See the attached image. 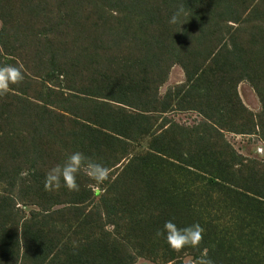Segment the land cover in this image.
Returning a JSON list of instances; mask_svg holds the SVG:
<instances>
[{
  "label": "trees",
  "instance_id": "16d2710c",
  "mask_svg": "<svg viewBox=\"0 0 264 264\" xmlns=\"http://www.w3.org/2000/svg\"><path fill=\"white\" fill-rule=\"evenodd\" d=\"M62 1L69 5V8H74L78 3V0ZM118 1L124 5L120 7L108 2V0H79L80 8L90 6L93 9V11L89 10L91 14H97L98 17L101 13H108V15H102L103 20L101 22L95 21L93 27L80 26L76 34L79 39L80 34L89 41L85 48L91 52L97 42L101 41L99 35H104V41L109 39L107 37L112 36L114 41L120 39L121 42L135 43L138 54H135V51H128L127 57H124L125 61L114 58L112 60L116 65L107 63L109 68H93L92 65L91 68L96 73H89L84 84L79 83V76L75 72L69 76L72 68H76L74 71L81 76L78 67H76L78 62L74 58L71 59V62L70 58L67 59V57L64 61H58L51 55L44 59L45 67L42 66L45 76H40L41 80L52 78L59 80V78L65 77L67 89L80 91L81 95L77 97L76 103L69 101L75 95L65 94L66 102L79 106L76 111L72 110L76 119H80L86 124V126L81 125L83 127L80 126L71 132V136L74 133L79 136L78 148L81 147L79 151L103 163L110 172L120 164L121 159L127 158L125 166L121 169L119 180L122 182L123 178H127L129 184L133 183L139 200L144 196L147 199L154 196L161 197L158 202L162 208V213L155 217L152 216V219L146 218L142 223L138 220L133 228L149 231L150 226L160 223L161 228L164 221L169 219L174 220L180 227L198 222L204 229L203 238L197 246L191 247L195 250L205 249L202 253H204L205 259L212 260L211 264L213 261H223L222 258L224 257V260L229 259L231 262L247 259L248 264H264V172L258 176L257 173L251 171L252 168L250 167V173H244L240 169L244 163L240 162L238 155L229 157L226 146L221 150L216 149V147L221 146L222 142L215 144L214 140H209V136L206 137L208 133L220 132L216 129L215 124L227 126L232 121L231 118L236 117V115L239 121L242 118V116L239 118L240 111H243L247 112V115L240 124L247 126V128L243 127L238 132L252 133L259 130L258 133L264 140V113L261 115L253 114L252 111L248 112L237 92V85L243 78H247L251 82L256 79L259 82L260 77L253 79L255 72L250 75L249 65L257 53V48H260L255 37L260 34V37L263 38L262 31L260 30L258 35H251L247 45L239 36L232 37L230 45L224 42L223 46V37L219 39L221 42H218V45H212L210 42L207 44L205 43L206 35L203 31L207 20V15L204 16L205 9H199L195 5V0H172L171 11L162 10L166 13L165 15H159L158 12L148 15L146 10L145 12L139 11L138 14L144 16L137 19V31L126 34L125 30L128 27L122 26L121 23H123V18L128 20V17H122L121 12L118 15L115 10L130 9V7L127 1ZM204 2L203 0L198 1L197 4L203 5ZM16 3L19 6L18 11L15 10ZM138 3L139 0L136 4ZM26 4L27 0H0V19L8 26V31L0 30V52L7 50L4 55L12 53L16 49L14 45L17 41L15 35L19 30L18 27L13 28L12 26L16 23L21 25L20 21H25L27 15H32V27L27 24L28 34L22 32V35L27 37V40L26 38L23 40V43H27L22 48L25 49L24 52L26 53L30 49H32L33 54L40 52L37 46L38 44L41 45L39 39H45L46 36L33 27L36 18L43 17L36 6L32 5L33 7L30 6L28 9ZM205 5L206 2L204 7ZM111 8L115 9L113 10L114 13L108 12V10H112ZM254 10L257 11V9ZM177 12H179L177 22L170 23L171 17ZM21 16L23 17L22 20L20 19ZM254 16L264 21L262 13L256 12ZM208 18L211 17L208 16ZM156 19L158 21L154 23ZM233 19L239 23L240 16L236 15ZM59 21H64V19ZM79 21L80 19L77 18L75 22ZM196 29H199L200 32L194 34ZM84 30L88 33L85 34ZM237 31L239 30L234 33ZM3 35H8L11 40H5ZM235 37L239 41H234L233 38ZM261 47L264 48V45ZM76 50L71 51L77 54ZM89 58L91 57L85 58L81 63L83 67L86 66V60ZM5 60L8 61V59ZM176 63H180L184 69L186 82L181 83L174 91L178 97L175 101H180L178 106L182 109L202 112L207 122L203 121L192 129H184L179 125L172 124L166 129L167 132L166 130L159 132L153 137L150 142L151 151L141 155L133 154L129 149V143L133 141L126 137L130 135L134 137V127L129 134L128 124L135 121L137 125L140 124L139 126H141L140 132L151 133V118L146 112L162 113L170 106H174L172 104L173 99L170 98L172 92H167V97L165 96L159 105L157 89L166 80L169 69ZM234 70H240V72L234 73ZM247 72L250 76L246 75ZM253 84L264 106V89L255 82ZM10 90L19 92L20 95L26 94V89L19 87H12ZM7 95L16 96L10 93ZM98 98L101 100L97 101ZM166 98H168L167 101ZM197 98L206 103L211 102V100L216 102L214 105L207 104L208 106L204 109L200 101H194ZM38 102L41 105H46L44 102ZM111 104L118 106V108L109 107ZM126 106L139 110L142 115H128L122 109ZM27 108V105L7 103L0 99V177L6 179L9 185L15 182L17 172L20 173L21 171L18 162L13 157L19 152L26 154L29 150L28 146L20 145L21 136L16 132V130L18 132L26 131L25 124L32 126V123L27 121L31 118L27 114ZM32 113L34 114V111ZM123 115L125 117L122 118ZM256 116L261 119L258 124L255 121ZM136 117H138L137 120H135ZM14 119H17L18 122H14ZM10 124H12L11 132L8 131V134L4 136L6 126ZM58 126L56 125V127ZM40 128H43V123L35 127L36 131ZM199 128H202V133L197 132ZM59 129L61 130L62 127L60 126ZM136 129L139 131L138 127ZM15 138L16 140H14ZM17 140H20V143L17 144ZM192 144L195 147L194 153L191 152L192 147L190 145ZM22 146L23 148H21ZM214 146H216L215 149H213ZM214 151L215 153H212ZM5 157H8L7 161H9L6 165ZM197 157L199 159H196ZM29 159L32 160V157ZM197 160H200L201 164ZM186 166L201 170L208 176L197 173L198 178H206L205 176H207L203 184L196 183L195 177H192V182L186 183L189 186L193 184V190L189 189L184 192L189 196L182 203L181 199L175 198L173 190L169 189L171 176L168 173L174 174L177 169L190 171ZM28 172L31 173L30 170ZM130 174H132L133 181ZM39 177L41 174L38 171L32 175V181L33 179L37 180L34 185L45 187V184H42L44 181L38 180ZM116 181L110 183L107 190L116 189ZM200 194L204 195L203 198H207V205L211 208L209 213L212 217L206 222H202L200 212L193 209L195 202L190 197V195ZM0 200L4 204H8L11 198L0 196ZM120 201V210L124 212L125 209L122 205L125 201L124 199ZM178 203L182 204L179 210L176 209ZM168 204L174 205L173 212H169L171 214L163 211ZM108 206L107 208L112 207V205ZM2 210L5 214L0 213V256L3 261L0 264H27V261L29 264H80L79 261L81 264H105L108 259H112L114 264L132 263L133 256L130 253L126 250H120L115 245L107 246L106 242L102 243V246L96 240L89 242L85 239L84 241L78 239L79 241L76 240L71 243L69 237L66 242L60 243L62 235H58V233L61 230L56 229L55 224L52 223L47 229L45 226L46 216L39 213H35L32 219H24L19 223L23 228L19 238L16 228L18 225H15V229L9 228L11 224L16 223V220L0 203V212ZM111 210L112 208L110 212ZM225 214H236L235 220L237 222L242 220L249 232L245 233L244 226L241 225L243 223H238L240 224L237 225L238 228L233 229L218 227V224L212 221ZM119 217H123V214H119ZM52 220L55 221V219ZM6 225L8 226L5 228ZM156 231L157 229L154 228L150 232ZM232 231H235V236L232 235ZM148 235L149 233L145 236ZM234 241L235 243L240 241V243L233 246ZM160 242L163 250L173 255L174 249L163 237L160 238ZM92 245H95L96 248L93 249ZM219 249L223 250L222 254L216 253ZM18 254H21V260H17ZM98 255L101 257L99 260H97ZM127 259H130L129 263H127ZM8 261L11 262L8 263ZM239 264L244 263L239 262Z\"/></svg>",
  "mask_w": 264,
  "mask_h": 264
},
{
  "label": "rangeland",
  "instance_id": "374dc122",
  "mask_svg": "<svg viewBox=\"0 0 264 264\" xmlns=\"http://www.w3.org/2000/svg\"><path fill=\"white\" fill-rule=\"evenodd\" d=\"M124 1H127L131 10L128 8L122 10L111 8L112 10H108V12L114 13L113 10H115L118 15L121 12L122 17H128L129 21L123 18V23H121L122 26L125 25V27H128L125 30L126 34H130L131 31H137V19L143 18L144 16L139 15V11L145 12L146 10L148 15L150 13L156 14L157 12L159 15H165L166 13L162 12V10L171 11L173 4L172 0H139L138 4H136L138 0ZM198 1L202 0H195V5L199 9H205L204 16L207 15V20L205 22L206 26L203 27V31L206 35L205 43L209 44L210 42L212 45H218V42H221L219 39L223 37V46L224 42L230 45L232 37L239 36L247 45L251 35H258L260 30L264 35V21L254 16L256 12L264 15V0H203L206 2L205 7V2L203 5H198ZM108 2L119 5L120 7L124 5L118 0H108ZM32 5L36 6V9L43 17L36 18V23L33 27L38 32H43L46 36L45 39H39L41 45L38 44L37 46L40 52H35V54H33L32 49H30V51L26 53L24 52L25 49L22 48L23 45L27 43H23V40H25V38L27 40V37H24L22 32H27L28 34L27 24L32 27V15H27L26 13L25 15H27V18L25 21H20L21 25H17L16 23L12 26L13 28L18 27L20 31L16 32L15 35L17 41L14 45L16 49L13 50L12 53H8V55H4L7 50H3L2 53L0 52V66L22 65L24 72L23 81L15 84V86L11 85L7 92L16 96L11 97L6 93L0 96V99L7 103L11 102L13 104L27 105V114L31 117L27 119V121L32 123V126L25 124L27 127L26 131L18 132V130H16L19 136H21L20 145L28 146L29 150L26 154H24V152H19L13 157L16 159L21 169L20 173L17 172L15 176V182L9 185L6 179L0 177V196L11 198L8 204H4L2 200H0V203L12 215L11 217L16 220V223L13 225L11 224L9 228L15 229V225H18L16 227L18 232L17 236L20 238V233H22L23 228L19 223L24 219H32L35 213H39L46 216L45 226L47 229H49V225L52 223L55 224L56 229L61 230V232L59 231L58 233V235H62L60 237V243L66 242L69 237L71 243H74L76 240L79 241L78 239H81L80 241H84L85 239L89 242L96 240L102 246V243L106 242L107 246L115 245L120 250H126L130 253L133 256L131 264H195L197 260L205 258L204 253H202L205 249L195 250V248L191 246L180 250L174 249L173 255L165 252L161 247V237H157L155 234L156 232H150L152 229L154 230V228L159 229L160 223L155 226H150L149 231L142 228H133L138 220L142 223L146 218L152 219V216L155 217L161 214L162 208L158 202V200L161 199L160 196L150 197L149 199L144 196L139 200L137 190L135 191L133 187L134 184L132 182V184H129L127 178H123L122 182L119 180L121 178L119 177L121 169L125 166L127 158L119 161L120 164L110 172V178L102 184H97L95 181L91 180L86 173H82L79 178L80 188L78 191H70L66 187L50 191L44 186L39 185L37 187L34 185V183L37 182V180L34 179L32 181V175H35V172L38 171L39 174H41L38 180L44 181L42 184H45V174L50 167L62 162L66 155L70 154L72 151H76V149L79 151L81 149V147L78 148L80 144L79 136L76 133L71 136V132L81 125L86 126L85 122L80 119L77 120L72 112V110L76 111L79 106L66 102L65 99L66 93L73 94L75 97L69 101H74V103H76L77 97L81 95L80 91L67 89L68 85L65 77L59 78V80H55L54 78L41 80L40 76H45L42 71V66L45 67L46 65L44 64V59L52 55L58 61H64L67 57V59L70 58L71 62V59L73 60L74 58V60L78 62L76 63V67H78L81 76L74 71L76 68H72L69 76L72 72H75L79 76V79L77 78L79 83L84 84L86 76H88L89 73H96L93 68L103 69L108 67V65H106L107 63L115 64L112 60L114 58L123 59L125 61L124 57H127L128 51H135V54H138V49L135 47V43L132 44L130 41L121 42L120 39L114 41L112 40V36L107 37L109 39L104 41V35H99V40L101 41L97 42L92 52L88 48H85L89 41L80 34L79 39L76 31L79 30L80 26L88 28L91 26L93 27L95 21L98 20L101 22L103 20L102 15L107 16L108 13H101L99 17L97 14H91L89 10L93 11V9L90 6L83 9L80 8L79 0L74 8H69V5L65 4L62 0H27V8L29 9ZM18 7V3H16V11H18ZM254 9H257V11ZM236 15L240 16L239 23L235 22L233 19ZM208 16L211 18H208ZM22 18L21 16L20 19L22 20ZM77 18L80 19L79 22H75ZM61 19H64V21L60 22L59 20ZM157 19L159 20L160 18ZM157 19L154 23L158 21ZM7 27L8 26L0 19V30L3 29L4 32L8 31ZM236 30L239 31L234 33ZM84 31L85 34L88 33L86 30ZM199 32L200 30L196 29L194 34ZM3 38L8 41L11 40L8 35H3ZM19 39L20 41H18ZM233 40L239 41L237 37L233 38ZM255 40L258 42L257 45L260 44V48H257V53L249 65V71H251L250 75L255 72L253 79L255 77L258 79V77H260L259 82L256 81V79H254L253 82L264 89V48L261 47L264 45V36L261 38L259 34L255 37ZM72 47L75 50L77 49V54L71 51L73 50ZM87 57H91L92 59H87L86 66L83 67L81 63ZM5 59H8V61ZM92 65L93 68H91ZM233 72H240V70H234ZM246 75H249L248 72ZM185 82L186 76L184 75V69L180 63L174 64L169 69L166 80L157 89V100L159 105L165 99L166 93L172 92L173 94L170 98L173 99L172 104L174 106H170L162 113L146 112L151 118V133L148 132L145 134L143 131L140 132L141 126H139L140 124L137 125L135 121H131L130 124H128L129 134L134 127V135L132 134L134 137H131V135L126 137L133 141L131 143L128 142L129 149L133 154L137 153L141 155L151 151L150 142L153 137L159 132H165L172 124L179 125L184 129H192L200 125L203 121L207 122L202 112L193 109H182L178 106L180 105V101H175L178 97L174 91L177 90V86ZM253 82L247 78H243L237 85L238 96L248 112L252 111L253 114L262 115L264 113V106L261 102V98L259 99ZM12 87L26 89V94L20 95L19 92H12L10 90ZM57 90L61 92L55 93L54 91ZM198 99L199 98L194 101H200L204 109L208 106L207 104L214 105V102H216L215 100H211V102L206 103L204 100ZM96 100L100 101L101 99L98 98ZM167 100L168 98H166V101ZM38 101L44 102L46 105H41ZM83 107H85V105H83ZM109 107L114 109L118 108V106L114 104H111ZM122 109L128 115H142L139 110L131 106H126ZM32 111H34V114ZM240 114L239 118L241 116L242 118L239 121L236 115V117L234 116L231 118L232 121L229 122L227 126L215 124L216 129L220 132L214 131L208 133L206 137L209 136V140H214L215 144L222 142L220 147L214 146L213 149L216 147V149L218 148L221 150L226 146L229 157L238 155L240 162L244 163V166L240 167L244 173L249 174L251 167V171H254L259 176V174L264 172V140L258 133L259 130L253 131L252 133L238 132V130L243 127L247 128V126H242V124H240L241 120L246 117L247 112L240 111ZM123 117L125 116L123 115L122 118ZM137 119L138 117H136L135 120ZM14 120V122H18L17 119ZM260 120V117L258 118V116H256L255 121L257 124ZM41 123H43V128L36 131V125ZM56 125L59 126L56 127ZM60 126L63 130L59 129ZM11 127L12 124L6 126L7 129L4 131V136L8 134V131L11 132ZM136 127L139 128V131ZM197 132L202 133V128H199ZM14 140H16V138ZM18 143H20V140H17V144ZM23 146L21 148H23ZM190 146L192 147L191 152L194 153V144ZM212 153H215V151ZM31 157L32 160L29 159ZM7 159L8 157H5V165L9 163ZM196 159L199 158L197 157ZM197 162L201 164L200 160H197ZM186 167L190 171L177 169L174 174L168 173V175L171 176V185L169 189L173 190L175 198L181 199L180 201L182 203L185 201L186 197L189 196L184 192L189 189L193 190V184L189 186V184L186 183L192 182V177H195L197 180L195 181L196 183L203 184L208 176V174H204L201 170H195L196 168L192 169L188 166ZM29 170L31 173L28 172ZM192 171L194 172L192 173ZM197 173L207 176H205L206 178H198L196 175ZM130 177L133 181L132 174H130ZM114 181L117 182V188L107 190L109 184L114 183ZM203 196V194L190 195L191 200L195 202L193 209L198 210L201 214L202 222H206L212 216L209 213L211 208L207 205V198H203ZM122 199L125 201L122 205L125 209L124 212L120 210V200ZM108 205H112V207ZM181 205L178 203L176 209H181ZM107 206L109 208H107ZM173 206L172 204H168L164 207L163 211L167 213L173 212ZM111 208L112 210L110 212ZM0 213L5 214L3 210ZM119 214H123V217H119ZM235 216L236 214H225L212 221L218 224V227L237 229V225H240L238 223L243 222L242 220L237 222ZM52 219H55V221ZM8 225H6L5 228ZM241 225L244 226V223ZM247 228L248 227L244 226L245 233L249 232ZM148 233L149 235L145 236ZM232 235L235 236V231H232ZM239 243L240 241L236 243L234 241L233 246ZM20 246L22 247V245ZM92 247H94L93 249L96 248L95 245H92ZM216 253L222 254L223 250L219 249ZM1 258L0 256V263H3ZM20 258L21 254H18L17 260H21ZM100 258V255H98L97 260ZM80 259H82V257H80ZM222 259L223 261H213V264H239V262L248 264L247 259H239L235 262H231L229 259L224 260L225 257ZM129 261L130 259H127V263H129ZM210 261L212 262V260ZM10 262L11 261H8V263ZM79 263L81 264L80 261ZM27 264H29V261H27ZM105 264H114V261L108 259L105 261Z\"/></svg>",
  "mask_w": 264,
  "mask_h": 264
},
{
  "label": "clouds",
  "instance_id": "9594fccd",
  "mask_svg": "<svg viewBox=\"0 0 264 264\" xmlns=\"http://www.w3.org/2000/svg\"><path fill=\"white\" fill-rule=\"evenodd\" d=\"M178 16L179 12L173 14L170 23H176ZM23 79L22 65L0 66V96L5 95L12 84H17ZM82 173H86L97 184H102L110 178V170L107 166L77 150L72 151L62 162L47 170L45 188L55 191L66 187L70 191H78L79 178ZM203 232L204 229L198 222L180 227L174 220L169 219L164 221L155 234L157 237H163L173 249L180 250L185 246H197L203 238ZM195 264H211V261L201 258Z\"/></svg>",
  "mask_w": 264,
  "mask_h": 264
}]
</instances>
